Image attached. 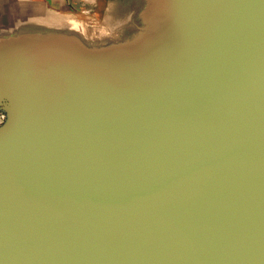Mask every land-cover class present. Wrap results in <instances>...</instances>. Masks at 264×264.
I'll list each match as a JSON object with an SVG mask.
<instances>
[{
  "label": "water",
  "instance_id": "1",
  "mask_svg": "<svg viewBox=\"0 0 264 264\" xmlns=\"http://www.w3.org/2000/svg\"><path fill=\"white\" fill-rule=\"evenodd\" d=\"M158 8L0 39V264H264V0Z\"/></svg>",
  "mask_w": 264,
  "mask_h": 264
},
{
  "label": "crops",
  "instance_id": "2",
  "mask_svg": "<svg viewBox=\"0 0 264 264\" xmlns=\"http://www.w3.org/2000/svg\"><path fill=\"white\" fill-rule=\"evenodd\" d=\"M133 5L127 0H0V39L26 29L68 30L88 49L104 42L107 12L128 17Z\"/></svg>",
  "mask_w": 264,
  "mask_h": 264
},
{
  "label": "rangeland",
  "instance_id": "3",
  "mask_svg": "<svg viewBox=\"0 0 264 264\" xmlns=\"http://www.w3.org/2000/svg\"><path fill=\"white\" fill-rule=\"evenodd\" d=\"M127 1H134L135 5L133 6L137 7L129 13L128 17H123V13L122 15L114 16L107 12L103 20V25L108 28L105 29L106 38L104 42L100 43V45L87 46L118 51L123 56H133L135 52L142 50L154 39L152 30L158 19V3L160 0ZM148 4L155 5V8L152 9L153 11H148L151 8ZM6 120H8V117H3L0 121V126L7 124L8 121L3 124Z\"/></svg>",
  "mask_w": 264,
  "mask_h": 264
},
{
  "label": "flooded vegetation",
  "instance_id": "4",
  "mask_svg": "<svg viewBox=\"0 0 264 264\" xmlns=\"http://www.w3.org/2000/svg\"><path fill=\"white\" fill-rule=\"evenodd\" d=\"M147 3H148V1H147ZM153 4H154V3H153ZM153 4H148V6L151 7V8L148 7V8H149L148 11H149V10H150V11H153L152 9L155 8V5H153ZM135 7H137V6H135ZM150 11H149V12H150ZM139 35L141 36L140 31H139ZM2 118H3V115L0 113V120H1Z\"/></svg>",
  "mask_w": 264,
  "mask_h": 264
}]
</instances>
